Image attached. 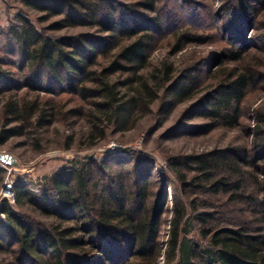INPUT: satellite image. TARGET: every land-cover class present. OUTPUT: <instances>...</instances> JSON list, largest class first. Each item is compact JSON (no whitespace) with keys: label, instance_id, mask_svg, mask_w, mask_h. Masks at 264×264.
<instances>
[{"label":"trees","instance_id":"obj_1","mask_svg":"<svg viewBox=\"0 0 264 264\" xmlns=\"http://www.w3.org/2000/svg\"><path fill=\"white\" fill-rule=\"evenodd\" d=\"M25 1L32 9H45L47 0ZM158 1L145 0L143 4L156 13ZM258 1L238 0L226 6L228 2L224 0L222 10L245 26L253 27ZM163 15L158 13L150 19L153 29L160 30L172 21L170 17L163 19ZM190 16L198 29L208 24L194 11ZM115 17L111 14L107 19L125 27L130 40L101 71L94 68L98 51L86 49L80 37H45L25 17L10 32L18 45L17 54L31 72L25 87L47 92L51 85L64 84L70 93L84 101L97 99L93 103L97 113L92 115V122L102 127V137L104 125L110 123L125 131L138 113L151 111L159 97V86L172 81L175 73L174 65L163 64L145 79L142 71L148 65L154 36L148 30L137 36L132 27ZM71 18L67 16L63 23L71 25ZM236 31L238 37L221 57L225 60L224 67L220 63L210 72L216 84L213 101L207 106L202 104L210 121L207 131L241 127L246 97L257 83L259 69L264 67V58L257 56L254 46L247 45L242 31ZM192 35L191 30L176 32V53L182 51L183 44L190 43ZM203 62L207 64L209 59ZM198 67L186 70L189 81L196 82L191 73L198 71ZM0 75L4 77L5 73L0 71ZM115 75H128L133 80L113 82L110 77ZM150 78L157 83L155 88L149 84ZM89 81L93 86H88ZM135 83L138 88L130 91ZM5 87L6 83L0 81V95L6 92L2 90ZM174 95L161 112L170 113L172 106L190 99L192 88L183 86ZM25 101V96L20 95L0 99V148L25 129L53 124L54 104L43 98ZM259 118L252 147H228L170 159L172 169L177 172L194 165L198 174L192 186L198 184L200 193L218 201L224 199L230 207L225 212L221 204L210 205L206 199L202 204L193 200L190 212L185 206L174 209L167 253L176 264H264V115ZM156 168L152 158L124 151L101 159L87 157L73 162L55 172L50 185L39 196L32 194L27 185L17 184L15 204L8 200L0 204V216H4L0 218V254L11 257V261L9 257L2 258L0 264H160L164 249L162 219L168 213L169 195L167 187L163 191L158 188L153 175ZM4 173L0 168L1 181ZM178 175L182 177L181 173ZM25 205L37 207L44 216L56 219V223L43 225L15 209ZM195 229L198 238L192 236Z\"/></svg>","mask_w":264,"mask_h":264},{"label":"rangeland","instance_id":"obj_2","mask_svg":"<svg viewBox=\"0 0 264 264\" xmlns=\"http://www.w3.org/2000/svg\"><path fill=\"white\" fill-rule=\"evenodd\" d=\"M144 1L47 0L45 9H32L26 5L25 0H0V71L5 73L4 77L0 75V81L7 86L2 89L6 92L0 95V99L9 100L12 96L20 95L25 96L26 103H31L43 98L54 104L56 109L52 125L25 129L0 148L2 154L14 157L18 163V166L0 163V168L5 170L3 179L0 180V204L3 200L15 204L14 188L20 183L27 185L32 194L39 196L50 185V179L55 172L87 157L101 159L106 155L127 151L134 156L152 158L157 165L153 175L158 188L163 191L167 187L169 195L168 213L162 219L164 249L160 264H176V260H170L167 253L168 231L174 209L185 206L190 212V203L193 200L202 204L206 199L210 200V205L221 204L225 212L230 207L224 199L218 201L215 197L207 198L200 193L196 187L198 184L192 186V180L198 174L194 165L181 168L177 172L172 169L170 159L198 156L228 147H252L254 132L260 126L259 116L264 115V67L259 69L257 83L251 87L246 97L240 128L229 130L218 127L207 131L210 121L205 117L204 110L205 105L210 100L213 101L216 84L210 72H214L220 63L224 67L225 60L221 57L226 53L229 44H233L238 37L236 29L242 31L249 47H255L257 56L264 58V0L258 1L253 27L245 26L228 15L226 10H222L225 7L224 0H159L156 13L148 11ZM225 1L228 2L226 6H231L238 0ZM191 11L208 24L198 29L194 19L189 17ZM158 13H164L163 19L170 17L172 21L160 30H155L149 21ZM111 14L116 15V20H122L124 24L132 27L137 36L144 31H149L154 36L155 42L148 65L142 71L145 79L148 80V76L163 64L174 65L175 73L172 81L159 86V97L151 106V111L138 113L125 131H119L110 123L104 125L105 134L102 137V127L95 126L92 122V115L97 113L93 103L98 102L97 99L84 101L78 95L70 93L64 84L51 85L47 92L25 87L31 72L17 54L18 45L10 32L20 26V19L25 17L45 37H80V42L86 49L93 48L98 51L99 58L94 68L101 71L109 66L114 55L130 40V32L125 27L115 25L112 20L107 19ZM67 16L72 17L69 26L63 23ZM135 23H139L138 26H133ZM62 24L64 25L61 26ZM181 29L191 30L193 39L190 43L183 44L182 51L176 53L177 41L174 36ZM204 59H209L208 65L203 62ZM198 65L199 70L189 74L196 77V82L189 81L186 70ZM110 79L113 82H124L127 79L133 80V77L115 75ZM149 80L152 87L157 84L151 78ZM87 84L93 86L94 83L89 81ZM187 85L192 88L193 95L190 99L172 106L170 113L161 112L163 105L173 100L175 92ZM136 88L138 85L135 83L131 85L130 91ZM10 89L12 91H7ZM203 102L206 104L202 105ZM180 173L182 177H178ZM8 186L11 188L9 198L5 196ZM15 209L43 225L56 223V219L44 216L37 207L25 205ZM228 218L232 217L228 215ZM192 236L198 238L196 229ZM8 257L11 261L9 255L0 254V261Z\"/></svg>","mask_w":264,"mask_h":264},{"label":"water","instance_id":"obj_3","mask_svg":"<svg viewBox=\"0 0 264 264\" xmlns=\"http://www.w3.org/2000/svg\"><path fill=\"white\" fill-rule=\"evenodd\" d=\"M0 162L9 166H18L15 158L7 154H0Z\"/></svg>","mask_w":264,"mask_h":264},{"label":"built area","instance_id":"obj_4","mask_svg":"<svg viewBox=\"0 0 264 264\" xmlns=\"http://www.w3.org/2000/svg\"><path fill=\"white\" fill-rule=\"evenodd\" d=\"M0 154H2V152H0ZM0 163H2V162H0ZM10 187L8 186L7 188H6V193H7V195H5L7 198H9V195H10V193H11V191H10Z\"/></svg>","mask_w":264,"mask_h":264}]
</instances>
